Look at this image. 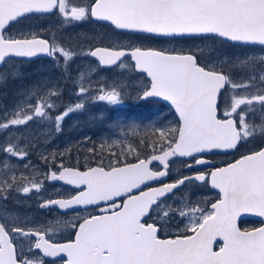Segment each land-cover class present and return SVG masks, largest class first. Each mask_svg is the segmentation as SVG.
<instances>
[{
    "label": "snow or ice",
    "instance_id": "snow-or-ice-1",
    "mask_svg": "<svg viewBox=\"0 0 264 264\" xmlns=\"http://www.w3.org/2000/svg\"><path fill=\"white\" fill-rule=\"evenodd\" d=\"M42 16H57L58 24L107 22L116 39L85 54L95 59L97 70L119 69V78L93 87L77 68L73 80L69 69L80 53L55 33L45 38L48 29L21 27ZM146 39L211 40L219 46L207 52V45L155 48L145 46ZM235 48L242 51H228ZM39 56L50 58L64 79L73 81L77 102L58 107L63 96L58 83L23 89L12 108L3 110L0 131L50 120L58 133L70 114L91 115V106L104 102L113 107L97 109L91 119L107 124L116 138H102L98 145L89 138L86 160H95V167H68L63 159L55 165L56 156L64 154L52 153L55 167L44 173L30 159L36 151L32 139L21 146L9 135L0 143L5 170L0 173V264H48L47 257H60L63 264H264V226L241 229L237 222L243 214L264 217V0H0V84L22 78L24 65ZM126 98L137 107L163 102L178 120L167 122L160 113L141 129L122 117ZM54 110L58 114L52 117ZM214 152L240 154L217 167L206 158ZM40 159L47 165V156ZM177 161L182 171L170 179ZM45 181L79 190L43 200L41 209L66 215L88 212L100 202L104 207L98 215L55 217L41 225L22 219L17 194H40ZM201 185L218 190L210 207L192 199ZM189 186L191 193L183 191ZM184 218L189 224L169 234L171 221ZM61 229H71L74 237L54 242Z\"/></svg>",
    "mask_w": 264,
    "mask_h": 264
},
{
    "label": "rangeland",
    "instance_id": "rangeland-1",
    "mask_svg": "<svg viewBox=\"0 0 264 264\" xmlns=\"http://www.w3.org/2000/svg\"><path fill=\"white\" fill-rule=\"evenodd\" d=\"M45 21L41 20V18H30L28 19V21H25L21 27H25L27 28L29 25L33 26V25H42L44 24ZM67 24H57V21H53L52 23L43 26V29H48L49 31H47L48 33L52 34L55 33L56 39L63 43L62 36L65 38V41L67 42V38L70 39L71 45H75L77 43H75L78 40V37L75 39V36H70L68 34H64L63 32L61 33V27L66 26ZM69 25V23H68ZM41 28H39L40 30ZM33 30V28H32ZM46 32V33H47ZM45 33V34H46ZM83 38H87L86 36L82 37ZM87 40V39H86ZM86 40H83L82 42V47H84ZM85 42V43H84ZM64 44V43H63ZM87 44V43H86ZM202 44V43H201ZM171 44H167L166 46H170ZM205 45L208 46V48L205 49V51L207 52L209 48H213V47H218V44H213V42L211 40H208L206 42H204L200 47H205ZM165 46V47H166ZM88 48V46H87ZM74 51H76L77 53H80V55H78L77 59H73L74 60V65L75 67H70V71L72 72L73 75V80H75L77 78V74L74 71L75 69L79 68L81 69V71H83L85 73L86 78H90L93 81V87L96 86V82L97 81H101V80H105L106 77H108L110 74H114L116 72L119 71V69L116 70L115 73H105L104 71H97L95 68L92 67V63H89V61H85L84 59L81 58L82 55V51L80 52V48L78 47H74L73 49ZM240 51H242V49H238L236 50V53H239ZM75 58V57H74ZM90 66V67H89ZM54 75V74H53ZM62 76V74L60 75ZM116 76V77H115ZM114 78H111L109 83H111V81L113 79H118L119 77H117V75H115ZM239 80V78H237ZM107 80V79H106ZM50 82L53 84L59 83L60 81H63L59 84V86L61 88L66 89V91L63 92V96L60 100L57 101L58 107L59 105L62 103L63 105H68V104H74L77 102L76 97L73 95V93L75 92V87L73 84V81H69V80H65L64 77H57V76H53V79H46L45 76L43 77H39L36 78L35 81L31 84L32 88L38 84L44 83V82ZM128 99V98H127ZM128 103H132L134 102L131 99H128ZM104 103V102H103ZM100 104V103H99ZM101 105V104H100ZM100 105H98L99 109H100ZM5 108H0V121L3 120V116H4V110ZM9 110L11 108H8ZM96 110H92L93 115L95 114ZM58 112L57 111H53L50 113V116L54 117L55 115H57ZM82 113H79V115ZM164 116L167 117V122H172L175 123L174 121V117L172 116H167L166 112L164 114ZM82 119V117H81ZM89 122H92L93 120L91 119V115H87L86 118ZM157 117H148V116H143L141 119H133L132 117H128L126 120V122H134L137 123L141 126V129L144 128V126L151 124L153 121H156ZM79 121V118L77 117V114L75 115L70 114L68 117L65 118L64 121ZM85 121V120H84ZM64 123V122H63ZM97 123V127L91 129L94 133H91V137L90 140L92 138L95 137V135H97V137L95 139H92L91 141L96 143L97 145L100 143L102 138H110V139H115L116 137L113 135L112 132L108 133L106 131H104V134H100V133H96L95 132H100L103 127H106L105 129L108 128L107 124L105 125H100L98 122ZM63 126V125H62ZM91 128V127H90ZM54 132H56L54 130V125L52 124V121L50 120H43V121H39V122H30L29 125L27 127H22L21 130L16 131V130H12L9 133H6L4 131H0V143L4 142L9 135H13L17 138V141L21 143V146H23L24 143H26L29 139L33 140V143H35L36 145V151L32 152V155L30 156V159L32 161L33 157V161H34V165L36 166V168L41 172H47L49 170V167H54L55 165H53L52 162V156L50 154L52 153H63L64 155L68 156L69 153V144L68 143H64L61 147H58L59 145L57 144V141H52V138L54 137ZM61 132V131H60ZM60 132H58L57 134H59ZM86 133V132H85ZM84 132H80L79 135H77L78 137L76 138L77 142L74 143L75 147H78V150L73 151V153H75L71 158L73 159V161L77 160L79 157L82 158H86L88 153H87V149L89 147L92 146L91 143L88 142V140L86 139L87 137H84L83 135L85 134ZM41 134L43 135V137L40 139V143L38 141V137L41 136ZM75 140V141H76ZM119 149H113V151H118ZM41 154L45 155L48 157V163L47 165L44 163V161H42L40 159ZM58 156V155H57ZM56 156V157H57ZM0 158H3V153H0ZM132 158V157H129ZM106 161V160H105ZM219 161H222V159H220ZM13 163H18L17 161H15V159H13L12 161ZM108 162V161H107ZM55 163H57V160L55 161ZM86 165H91V162L86 161L85 162ZM181 169L180 163L179 161H177L176 163H174L172 165V172L173 174H177L178 171ZM5 170L0 167V173H3ZM18 174V173H17ZM175 177V175L173 176ZM42 178V177H41ZM47 181H45L44 184V191L39 194L37 196V199L40 198H44V197H49L51 194L53 195L54 190L59 188L57 187H53L52 184L51 186L49 184H46ZM50 183V182H49ZM76 190V189H75ZM183 191H187L189 193H191L193 191V189L191 188V186L183 189ZM31 195V194H30ZM180 193L177 192V196H179ZM32 198L34 197V195L31 196ZM19 198L20 201L24 204L23 207H25V209H17V212L19 214V216L23 219L24 217H27V219L29 221H39L38 225L44 224L46 221L48 220H52L53 218H48L47 216H43L42 213H33L30 212L32 209H28L30 208V206H34L35 205V201H30L29 196L25 197V195L23 193H19ZM218 197L215 193H212V191L210 190L209 186H203L201 185L199 187V190L196 191L195 195L192 196V199L195 200H202V201H207L208 203H202L200 206L201 207H206V205H209L210 203H212L214 200H216ZM171 202V201H170ZM12 206V205H10ZM30 210V211H27ZM61 220H64L65 218L63 217H59ZM189 224V219L188 218H184L182 221L179 219L173 220L171 221V226L168 227L167 231L169 232V234H175L178 230H183L185 228L186 225ZM177 225L179 226V228H177Z\"/></svg>",
    "mask_w": 264,
    "mask_h": 264
},
{
    "label": "flooded vegetation",
    "instance_id": "flooded-vegetation-1",
    "mask_svg": "<svg viewBox=\"0 0 264 264\" xmlns=\"http://www.w3.org/2000/svg\"><path fill=\"white\" fill-rule=\"evenodd\" d=\"M33 18H41V20L45 21V23L42 25H39V26L33 25L32 26L33 31H39V28H42L43 26L48 25V24L52 23L53 21L58 20L57 16H42V17H33ZM25 21H28V20H25ZM62 32L64 34H67V36H68V34L70 36H75V39L78 37V40L75 42L77 44H75V45H71L69 38H67V42H66L65 38L62 36L61 40L63 41L65 47H71L72 49H74V47H78V48H80V52L83 49L81 58L84 59L85 61L90 60L89 63H92V67L95 68L96 70H97V65H96L95 59L86 55L85 53L90 48H94L97 46H107L109 44V42L116 39V35L114 34L111 26L107 22L94 21V20H84V21L69 23V25L67 24L64 27H61V33ZM45 33H44L45 38H48L52 35L48 32L46 34ZM83 36L87 37V38H83V40L87 39L86 40L87 44L84 42L85 43L84 47H82V42H83L82 37ZM129 38H130L129 36H122L121 37V39H125V40H127ZM137 42H139V41H137ZM204 42H206V41L196 40L194 42L178 43L176 41H167V40H158V39L143 40V43L145 46L155 47V48H172V47H176V48L193 47L194 48L196 45L201 46ZM167 44H171V45L167 47L166 46ZM87 46H88V48H87ZM238 49H240V48L228 49V51L229 52H236V50H238ZM256 52L259 53L258 48L256 49ZM77 58H78V56H76L74 59H77ZM73 62H74V60L71 62V67L74 68L75 65ZM125 63H127V61H125ZM31 65L35 69L36 78H39L40 76L41 77L45 76L46 79H53V76L59 77L61 75V72L58 71L54 67L52 60L46 56H39V57L35 58L31 62ZM97 71H104L105 73H115L114 71H106V70H97ZM115 75H116V73H115ZM115 75L110 74L108 77H106L107 81L109 82L110 79L114 78ZM143 107H144V113L148 117H157V115L160 113H162L164 115L165 112H166L167 116L175 117L174 111L172 109H170L163 102H159V103L151 102V103L143 104ZM246 151H247V147L241 148V150H240V152H246ZM239 154L240 153H233V152L228 153V154H209L206 156V158L214 161L216 164L215 166H219V165H224L226 163L233 162L236 158H238ZM31 158H32V162L34 163L33 157H31ZM61 159H63L66 166H69L65 162L68 159L67 155H63L62 157L58 155L56 157L57 163H55V165H58ZM220 159H222V161H219ZM152 166L154 168L160 167L159 164H153ZM179 171H182V169H180ZM177 174H173V172H172L170 179L176 178ZM184 174H188V173L184 172ZM174 175H175V177H173ZM46 184H49L50 186L52 184L53 187L55 186V187L59 188L60 190L56 189V190H54L53 195L51 194L49 197H44V198H40V199H37V196L39 194L33 192L31 195H29V199H30V201H35V205L32 207L30 206V208H28V209H32L31 211L30 210H27V211H30L33 213L36 212L39 214L42 213L43 216H47L48 218L63 217V218H65L64 220H70L77 215H79V216H85L88 214L98 215V214H100V212H98V210L100 208L104 207V204L103 205L99 204V205H95L93 207H88V212H84L82 209H79L76 211L68 212L66 215L59 212L56 209H41L38 207V205L43 200L59 198V197L66 198L69 195H74L78 191L77 189L75 190V189H72L68 186L59 184V183H54V182L49 183L47 181ZM17 195L19 196V193ZM32 195H34L33 198L31 197ZM12 203H16V202L14 201ZM19 203L22 206L19 207L18 209H20V210L25 209V207H23L24 204L20 200H19ZM10 205H12V204H10ZM31 222H33L35 225H38L39 221H31ZM261 224H262V222L258 221V220L245 219L239 223V226L241 227V229H244V228L250 229V228H254V227H259ZM73 237H74V232L71 229H61V230L57 231L56 235H54L52 237V239L54 242L64 243V242H67V240L72 239ZM46 260L48 261V264H51L52 261H55V264H63L62 259L60 257H56V258L47 257Z\"/></svg>",
    "mask_w": 264,
    "mask_h": 264
},
{
    "label": "trees",
    "instance_id": "trees-1",
    "mask_svg": "<svg viewBox=\"0 0 264 264\" xmlns=\"http://www.w3.org/2000/svg\"><path fill=\"white\" fill-rule=\"evenodd\" d=\"M21 74L22 78L16 79V80H9L7 83L0 84V108H12V106L16 103L17 98H18V93L23 90V89H30L32 88V83L35 81L36 74H35V69L33 66L30 64H25L24 67L21 69ZM62 77V76H59ZM63 81H60L58 84H60ZM63 92L66 91V89L62 88ZM128 99L126 98L124 101L125 107L122 110V117L124 119H127L129 116L132 117L133 119H141L143 117L144 113V108L143 104H140L139 107L136 106V102L128 103ZM101 104V105H100ZM100 104H95L91 106L92 110H97L99 109L98 105H100L99 110H103L105 112H108L110 108L113 106L107 105L106 103L101 102ZM75 115L77 114V117L79 118V121H70L69 120L66 122L64 121L62 130L59 134L57 132H54V137L52 138V141H57L58 147H61L63 143H68L69 144V153H68V159L65 161L66 164L70 166H76V167H86L89 165H86L85 162H91L92 164H97L95 160H86V158L79 157L77 160L73 161L71 158L75 153L73 151L78 150V147H75L74 143L77 142L76 138L78 137L80 132H86L83 136L87 137L86 139L89 140L91 137V133L93 134L94 132L91 130L95 127H97V123L94 121L89 122L86 118L88 114H80L79 112L74 113ZM112 115H115L116 113H111ZM90 115V114H89ZM91 115L93 113L91 112ZM82 117V119H81ZM175 122H177L176 118H174ZM85 120V121H84ZM91 127V128H90ZM106 127H103V129L100 132H95L100 133L101 135L104 134V131L110 133V131L105 129ZM98 135V134H97ZM95 135V139L97 137ZM43 137L41 134L40 137H38V142L40 143V139ZM91 139V140H92ZM76 140V141H75ZM135 142V141H133ZM129 161H133V158H129ZM107 163V160L105 161ZM214 193V192H212ZM206 207H209V205H206Z\"/></svg>",
    "mask_w": 264,
    "mask_h": 264
},
{
    "label": "water",
    "instance_id": "water-1",
    "mask_svg": "<svg viewBox=\"0 0 264 264\" xmlns=\"http://www.w3.org/2000/svg\"><path fill=\"white\" fill-rule=\"evenodd\" d=\"M177 117V116H176ZM177 120H178V117H177ZM215 153H223V152H214V153H210V154H215ZM210 160V159H209ZM211 161V160H210ZM226 165V164H225ZM225 165H222V166H225ZM95 166H97V165H93L92 167H95ZM219 167H221V166H219ZM54 182H58V183H62V184H66V183H64V182H62V181H54ZM66 185H68V184H66ZM69 186H71V187H73V188H76V186H74V185H69ZM211 188V187H210ZM213 191H215L216 193H218V190H215V189H212ZM99 204H104V202H100ZM89 207H93V206H89ZM55 209V208H54ZM101 209V208H100ZM100 209L98 210V212H100ZM57 210V209H56ZM58 211H60V212H62L63 213V210H58ZM71 211H73V210H69L68 212H71ZM245 219H253V220H258V221H261L262 222V224L260 225V226H264V217H259V216H257V215H255V214H251V213H249V214H243V215H241V217H239L238 218V224L242 221V220H245ZM259 226V227H260ZM50 258H56V257H50Z\"/></svg>",
    "mask_w": 264,
    "mask_h": 264
}]
</instances>
